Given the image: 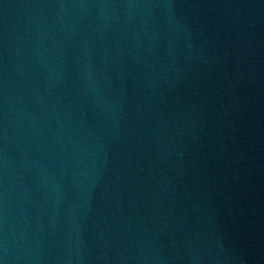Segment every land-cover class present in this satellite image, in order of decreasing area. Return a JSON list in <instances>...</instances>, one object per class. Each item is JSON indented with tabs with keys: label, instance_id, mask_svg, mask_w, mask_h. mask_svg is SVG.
I'll list each match as a JSON object with an SVG mask.
<instances>
[{
	"label": "water",
	"instance_id": "95a60500",
	"mask_svg": "<svg viewBox=\"0 0 264 264\" xmlns=\"http://www.w3.org/2000/svg\"><path fill=\"white\" fill-rule=\"evenodd\" d=\"M0 264H150L135 0H0Z\"/></svg>",
	"mask_w": 264,
	"mask_h": 264
}]
</instances>
